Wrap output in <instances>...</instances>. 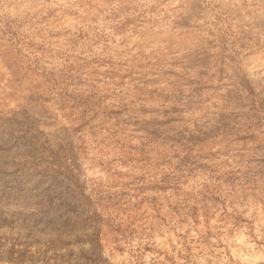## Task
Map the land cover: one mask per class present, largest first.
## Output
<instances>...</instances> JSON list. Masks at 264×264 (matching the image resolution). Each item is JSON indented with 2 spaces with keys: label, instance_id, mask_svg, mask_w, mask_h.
<instances>
[{
  "label": "trees",
  "instance_id": "obj_1",
  "mask_svg": "<svg viewBox=\"0 0 264 264\" xmlns=\"http://www.w3.org/2000/svg\"><path fill=\"white\" fill-rule=\"evenodd\" d=\"M92 1L0 0V91L19 102L24 132L63 131L72 158L106 175L87 196L76 186L89 215L69 223L92 218L97 243L102 225L133 235L134 264L158 234L186 246L213 218L252 224L264 207V37L228 30L212 0H142L105 17L136 36L112 46Z\"/></svg>",
  "mask_w": 264,
  "mask_h": 264
},
{
  "label": "rangeland",
  "instance_id": "obj_2",
  "mask_svg": "<svg viewBox=\"0 0 264 264\" xmlns=\"http://www.w3.org/2000/svg\"><path fill=\"white\" fill-rule=\"evenodd\" d=\"M141 2L92 1L99 7L96 17L101 19L96 23L108 35L109 45H116L131 34L130 30L127 34L115 33L110 24L123 17L128 7ZM255 2L259 7L254 12ZM212 3L228 30L239 33L245 40L255 34L264 37V25L254 28L255 23L264 19V0H212ZM65 17L64 27L73 29L76 22L72 16ZM135 39L133 33L125 40L131 46ZM0 73L5 76L6 69L1 68ZM7 91H0V264H134L138 252L132 247L137 244L133 235L120 240V235L102 225L97 243L95 228L100 224L92 218L69 223L75 215H89L87 200L75 193L76 186L84 187L87 196V186L105 180V172L91 166L88 160L73 159L63 141L67 137L63 131L55 137L47 132L43 136L33 132L37 140L30 138L23 130L27 123L25 116L13 113L19 102L5 96ZM48 146L54 157L42 148ZM252 219L250 225H233L213 218L207 229L198 226L202 238L196 232L189 233L193 239L188 238L186 246L174 235L158 234L144 253L143 264H264V207L258 206Z\"/></svg>",
  "mask_w": 264,
  "mask_h": 264
}]
</instances>
